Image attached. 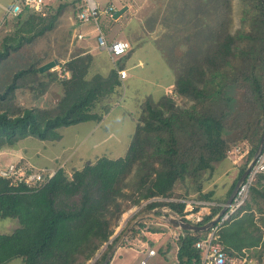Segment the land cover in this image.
Returning a JSON list of instances; mask_svg holds the SVG:
<instances>
[{
    "label": "trees",
    "instance_id": "obj_1",
    "mask_svg": "<svg viewBox=\"0 0 264 264\" xmlns=\"http://www.w3.org/2000/svg\"><path fill=\"white\" fill-rule=\"evenodd\" d=\"M200 1L202 26L195 30L194 43L184 49L172 47L169 57L164 55L175 73L174 92L190 98L189 107L179 106L162 89L156 101L147 99L141 107L124 156L98 157L71 175L65 166L59 167L38 190L14 186L0 175V218L19 221L12 232H0V264L16 258L21 264H87L110 241L122 213L130 205L154 197H193L189 199L219 203L199 224L220 212L264 129V0H238L248 30L232 28L235 0ZM68 3L77 17L76 0L63 1L54 12L49 7L51 13H46L45 5L43 12L25 8L16 15L17 28L4 38L0 63L11 51L54 29ZM93 57L90 52L74 50L59 62L71 73L64 78L57 69L40 71L41 65L36 64L18 69L0 88V150L13 149L28 136L59 140L61 127L100 122L108 112L107 102L101 105L102 111L96 108L121 86L118 70L122 67L110 69L107 75L97 72L89 76ZM53 82L61 86L58 102L49 106L46 100L41 105ZM25 84L31 91L30 105L16 102L15 93ZM240 140L251 141L252 147L227 196L217 198L213 190L204 191V175H211L216 164L227 158L231 145ZM163 205L181 214L185 208V202L162 199L148 202L142 211ZM256 213L264 224V172L257 174L249 198L233 215L235 219L220 230V240L230 254L249 257L244 249L255 247L250 257L264 264L263 232L255 221ZM155 220L142 219L129 232L157 231L150 225ZM208 232L184 231L177 240L179 264L202 258L196 241ZM247 236L255 237L247 240ZM118 237L95 264H102ZM261 243L262 249L258 248Z\"/></svg>",
    "mask_w": 264,
    "mask_h": 264
},
{
    "label": "rangeland",
    "instance_id": "obj_2",
    "mask_svg": "<svg viewBox=\"0 0 264 264\" xmlns=\"http://www.w3.org/2000/svg\"><path fill=\"white\" fill-rule=\"evenodd\" d=\"M14 1L0 0V49H2L5 36L14 34L17 28L15 15L7 11ZM63 1L65 0H46L47 9L54 7L51 10V12H54L55 8ZM96 1L102 10L107 8L109 4H114L117 8H120L123 6V2L132 3L133 12H135L136 8H139L137 15L143 17V22L146 25L149 16L151 21H156L157 28L155 32H151L150 35L148 31L140 30L139 32L142 39H146L148 36H152L151 39H154L151 41L147 39L142 40L139 45H144L145 47L135 46V51H129L128 54L116 57L114 60L110 58L107 50L99 49L90 67L89 76L97 72L107 75L109 69L113 68L115 64L118 67H127L129 72V76L126 79H122L121 86L117 92L111 97H106L98 104L96 109L102 111L101 105L107 102L108 112L104 115V121L102 123L86 121L61 127L60 132L63 136L59 140H41L34 136H28L21 140L17 147L6 150V153L7 151H12V157L18 156L17 158H19L21 156L20 158L27 165L33 164L36 167L48 166L53 168L63 165L71 175L73 170L81 169L86 163L95 161L98 157L118 158L124 156L135 134L137 117L140 116L141 107H144L147 99L156 101L162 92L161 83H166L173 76V69L170 65L168 66L165 56L169 57L172 53V47L175 49L183 47L181 49H184L187 47V44H193L195 37H192L195 35V30H200L202 26V19H200L202 6L200 0H185L187 3L183 0ZM188 3L192 8H189V6L185 7ZM240 8V3L238 0H235L232 7L234 22L232 28L245 27L248 30V22H244L241 19ZM47 12L51 13L50 9ZM148 13L149 15L147 16ZM129 16L127 15L126 18ZM126 18H124V24L122 21H115L108 13H103L99 16V25L102 28L108 27L107 30L110 32L107 36L108 40L114 38L127 39L123 32L127 31L129 27L134 26L137 22L138 27L141 26L147 29L144 23V26L141 25V21L132 20L130 23H126ZM138 27L135 26L134 29ZM94 28V22L80 23L75 16L74 7L68 3L61 10L54 29L48 30L43 36L36 37L30 43H25L17 51H11L1 61L0 88L3 89L12 80L14 73L20 68L28 67L30 64L43 65L55 59L63 62L65 58L72 55L74 50L91 45L92 43H89L88 39L91 38L90 40L95 42L97 31L93 30ZM81 33L86 39L78 36ZM84 33H86V36ZM164 49L166 51L163 52ZM139 57L142 59L143 65L130 67L138 62ZM60 92L61 86L57 82H53L49 92L44 95L41 105L46 100L49 106L57 103ZM165 92L169 96H172L179 106L189 107L191 99L174 92V86L169 87ZM149 94H151L150 98L147 97ZM15 95L16 102L21 105H30L32 103L31 91L26 84L17 89ZM251 147L252 143L249 140L234 142L228 150L227 158L216 164L211 175L209 172L204 175V191L213 190L217 198H225L232 188L241 166L247 161L248 152ZM2 156L7 163L11 159V156L7 154H3ZM251 160H249L248 164ZM162 199L163 197H160L159 200ZM146 201L142 200L140 204H132L122 213L114 228L111 240L106 242L94 257L87 261V264H95L96 260L106 250L108 244L116 236H120L130 221L138 213L142 212ZM126 213L127 220L124 217ZM259 217L260 214L256 213L255 221L258 225L262 226V238L264 240V224L263 220ZM234 219H231L229 222ZM17 226H19V221L16 218H0L1 233H10ZM140 233L132 234L128 232L110 264H140L141 259L146 257L148 253V250L145 252L139 250L141 249L138 246L141 243L139 240H143V237L145 238ZM254 237L247 236V240L254 239ZM167 239L170 241L167 242ZM176 244L177 241H175L173 236H165L164 239L159 240L150 239V245L156 249L157 255L148 259L146 264H176V257L173 256L165 259L162 252L168 245L174 251V248H177ZM261 246L262 243L258 248L262 249L263 247L261 248ZM244 250L249 255L248 258L251 259L250 262L252 264H259L258 258L250 257L257 250L255 247L245 248ZM173 255L176 256V253ZM7 264H21V260L20 258H16Z\"/></svg>",
    "mask_w": 264,
    "mask_h": 264
},
{
    "label": "built area",
    "instance_id": "obj_3",
    "mask_svg": "<svg viewBox=\"0 0 264 264\" xmlns=\"http://www.w3.org/2000/svg\"><path fill=\"white\" fill-rule=\"evenodd\" d=\"M78 3L79 11L77 18L80 23L94 22L95 31H97L96 39L98 47L100 49H106L110 56L114 59L125 55L130 50V43L125 39L108 40L106 34L99 25V16L103 13H108L111 17L115 10L118 8L114 4H109L105 9L99 7V3L96 0H76ZM46 5V0H15L14 3L8 8V12L13 15H18L24 11L25 8L32 9L38 12H43ZM83 38V34L78 35ZM59 76L69 77L70 71L59 68ZM121 78L127 76V72L124 69L118 70ZM176 96L175 93H173ZM8 150V149H7ZM7 154L11 156L10 161L7 163L2 156ZM12 151L0 150V175L9 179L14 186H24L28 190L35 191L44 186L57 172L58 168L53 167H36L33 164L27 165L23 162L21 156L19 158L12 157ZM63 166V165H62ZM60 166V167H62ZM264 172V152L256 160L252 166L246 179L240 184L237 189L233 200L227 205L226 210L220 215L218 220L209 228L207 235L196 241V247L202 251V258L199 261H194L192 264H250L247 255H232L224 247L220 240V230L229 222L236 211L247 201L249 198V189L258 173ZM160 197L151 198L146 201L147 204L153 200H159ZM169 200H176L185 202V208L183 214H181L186 220L199 224L201 221L211 214L212 208L215 205H219L217 202L204 201L189 198H163ZM226 205L225 203L223 206ZM145 206V205H143ZM182 234H178L175 237L177 241ZM179 249V247H178ZM155 249H150L148 255L155 254ZM178 258V257H177ZM147 258L141 260L140 264H146ZM179 261V260H178Z\"/></svg>",
    "mask_w": 264,
    "mask_h": 264
},
{
    "label": "crops",
    "instance_id": "obj_4",
    "mask_svg": "<svg viewBox=\"0 0 264 264\" xmlns=\"http://www.w3.org/2000/svg\"><path fill=\"white\" fill-rule=\"evenodd\" d=\"M122 1H124V0H122ZM184 2H186L185 0H183ZM187 3V2H186ZM124 5H127L128 6V9L121 15V16H119L118 18H114L115 19V21H122L124 24H125V20H124V18H126V16L127 15H130L128 18H126L127 20H126V23H130L132 20H136V21H141V25L142 26H144V22H143V17H140V16H138L137 15V13L139 12V8H136V10H135V12H133V4L132 3H129V2H123V6ZM190 4L188 3V4H186L185 5V7H188ZM122 7V6H121ZM120 7V8H121ZM189 8H192L191 6H189ZM189 13V12H188ZM149 15V13L147 14V16ZM150 16L147 18L148 20V23H147V25L145 24V26L147 27V29H145V28H142L141 26H137L138 25V22L134 25V26H132V27H129V29L127 30V31H124L123 33L125 34L124 36L127 38V39H125V40H127L129 43H130V50L129 51H133L134 49H135V46H144V45H139V43L142 41V40H152V39H154V38H152L151 39V37L152 36H148L146 39H142L140 36V34H139V32H140V30H144V31H148L149 32V35H150V33L151 32H155V30H156V28H157V25H156V21L154 22V21H151L150 19ZM144 23V24H143ZM150 24V25H149ZM155 25H156V27H155ZM138 27V28H136V29H134V27ZM102 28V27H101ZM108 28V27H107ZM107 28H102V30L104 31V33L106 34V36H108V33H110V32H108V30H107ZM93 30H95V28L93 29ZM112 30V29H111ZM97 33V32H96ZM85 34V36H86V33H84ZM97 35V34H96ZM84 36V35H83ZM84 39H86V37H83ZM91 39V38H90ZM90 39H88V41H89V43H92L91 45H88V46H85V47H83V48H79V50L81 49V51H87V52H90V53H92L93 54V56L95 57V55H96V53H97V51H99V47H98V43H97V39H96V37H95V42H92ZM108 39V38H107ZM114 39H119V38H114ZM114 39H112V40H114ZM111 41V40H110ZM145 47V46H144ZM100 50H103V49H100ZM106 50V49H105ZM135 51V50H134ZM129 53V52H128ZM127 53V54H128ZM108 54H109V52H108ZM109 56H110V54H109ZM94 57H93V60H94ZM110 58L112 59V60H114L111 56H110ZM93 62V61H92ZM168 63V62H167ZM92 65V64H91ZM136 65H140V66H142L143 65V61H142V59L139 57L138 58V62L137 63H135V64H133L132 66H130V67H133V66H136ZM60 66L61 65H57V67L55 68V69H57V70H59V68H60ZM168 66H169V64H168ZM122 67V69H124V70H126V72H127V76L125 77V79L129 76V72H128V68L127 67H124V66H121ZM113 68H116V69H118V66H117V64H115V66L113 67ZM112 69V68H111ZM172 70V69H171ZM109 71H110V69H109ZM108 71V72H109ZM119 72V71H118ZM120 78H121V76H120ZM121 80H122V78H121ZM174 80H175V73H174V71H173V76L170 78V80L169 81H167L166 83H161V87H162V89L165 91V90H167L169 87H171V86H173V82H174ZM150 95L151 94H149V96H147L148 98H150ZM146 97V98H147ZM104 121V117H103V119L100 121L101 123ZM99 122V123H100ZM62 136H63V134H62ZM155 230H157V231H146V230H143L142 232H141V234H143V236H145V238L143 237V240L142 239H140L139 241L141 242L138 246L141 248V249H139L140 251H143V252H145V251H147L148 250V252H149V250L152 248V249H155L154 247H152L151 245H150V239H154V240H159V239H164L165 238V236H169V237H171V236H173L174 238L176 237V236H178V234H182V230L183 229H181V228H179V227H175V226H173V225H171V224H169V223H167V222H165V221H162V220H155V221H153V223H151L150 224ZM183 231H185V230H183ZM140 234V235H141ZM168 241H170V240H168L167 239V242ZM176 241V240H175ZM166 242V243H167ZM173 243H175V242H173ZM177 245V248H174V251H172L171 250V247L168 245V247H166V248H164L163 249V256L165 257V259L166 258H170V257H176L175 259H176V264H179V261H178V258H177V253H178V247H179V245H178V243L176 244ZM149 247V248H148ZM176 249H177V252H176ZM155 251H156V249H155ZM172 252H174L173 254H175L176 253V256L175 255H173L172 254ZM157 255V251H156V253L155 254H153V255H148V253H147V255H146V257H144V258H142L141 260H143V259H145V258H147L148 257V259H150V258H152V257H154V256H156ZM115 257V256H114ZM148 259H147V261H148ZM249 259V258H248ZM251 259H249V261H250ZM147 263V262H146ZM250 264H252L251 262H250Z\"/></svg>",
    "mask_w": 264,
    "mask_h": 264
},
{
    "label": "water",
    "instance_id": "obj_5",
    "mask_svg": "<svg viewBox=\"0 0 264 264\" xmlns=\"http://www.w3.org/2000/svg\"><path fill=\"white\" fill-rule=\"evenodd\" d=\"M128 9L127 5L122 6L121 8H118L115 10L113 14V18H118L121 16L126 10ZM59 64V60L55 59L53 61H49L44 63L43 65L40 66V71H46L49 69H53L55 66ZM264 152V129L259 141V144L256 148V151L252 157V160L246 167L245 171L239 178L238 182L236 183L232 193L230 194L227 202L225 203L226 205L223 206V208L220 210V212L211 218L209 221H207L204 224H196L191 221L186 220L179 212L174 210L172 207L169 205H163V206H158L149 210L142 211L138 213L128 224V226L123 230L121 235L117 238V240L113 243L111 248L109 249L104 261L102 264H110L116 251L120 248V244L125 238V236L128 234L130 229L140 220L145 219V218H154L158 220L165 221L175 227H179L183 230H190V231H202V230H207L209 229L220 217V215L226 210L227 205L230 204L233 200V197L239 188L240 184L246 179L247 175L249 174L252 166L255 164L256 160L258 157L263 154ZM115 237V236H114ZM113 239V238H112ZM111 240V239H110Z\"/></svg>",
    "mask_w": 264,
    "mask_h": 264
},
{
    "label": "bare ground",
    "instance_id": "obj_6",
    "mask_svg": "<svg viewBox=\"0 0 264 264\" xmlns=\"http://www.w3.org/2000/svg\"><path fill=\"white\" fill-rule=\"evenodd\" d=\"M133 210V209H132ZM131 212V211H130ZM129 215V214H128ZM124 217H125V219L127 218V213L124 215ZM122 219H124V218H122ZM127 220V219H126Z\"/></svg>",
    "mask_w": 264,
    "mask_h": 264
}]
</instances>
